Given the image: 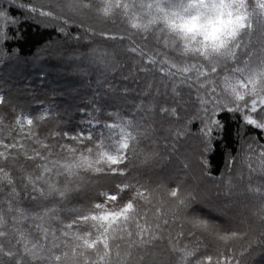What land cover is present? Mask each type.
I'll use <instances>...</instances> for the list:
<instances>
[{
    "label": "snow or ice",
    "instance_id": "1",
    "mask_svg": "<svg viewBox=\"0 0 264 264\" xmlns=\"http://www.w3.org/2000/svg\"><path fill=\"white\" fill-rule=\"evenodd\" d=\"M25 22L86 95L72 125L0 92V264L264 255V0H0V67Z\"/></svg>",
    "mask_w": 264,
    "mask_h": 264
},
{
    "label": "trees",
    "instance_id": "2",
    "mask_svg": "<svg viewBox=\"0 0 264 264\" xmlns=\"http://www.w3.org/2000/svg\"><path fill=\"white\" fill-rule=\"evenodd\" d=\"M20 28L21 36L13 42V46L20 49L19 60L0 67V92L10 95L33 113L38 109L51 108L54 113L63 116L65 123H80L77 109L86 95V89L57 60L37 56L38 51L54 38V34L31 22L21 24ZM225 122V139L213 156L215 169L224 167L225 146H235L236 125L230 119ZM254 264H264V255L258 254Z\"/></svg>",
    "mask_w": 264,
    "mask_h": 264
}]
</instances>
